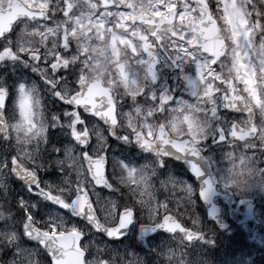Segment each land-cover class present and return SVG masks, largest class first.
I'll return each mask as SVG.
<instances>
[{
	"label": "snow or ice",
	"instance_id": "6c2138e0",
	"mask_svg": "<svg viewBox=\"0 0 264 264\" xmlns=\"http://www.w3.org/2000/svg\"><path fill=\"white\" fill-rule=\"evenodd\" d=\"M13 8L0 28V264H107L119 254L109 246L129 234L150 257L198 250L207 264L215 249L220 264H264V234L250 223L264 226V195L233 187L235 169L211 155L228 157L264 130V4L9 0ZM37 87L53 106L48 129L36 123ZM129 103L157 109L131 135L118 131ZM169 111L187 136L174 139L163 123L153 130ZM21 133L46 134V158L19 147ZM151 180L160 197L125 191ZM237 211L247 239L228 222ZM124 256L141 260L130 247Z\"/></svg>",
	"mask_w": 264,
	"mask_h": 264
},
{
	"label": "clouds",
	"instance_id": "9594fccd",
	"mask_svg": "<svg viewBox=\"0 0 264 264\" xmlns=\"http://www.w3.org/2000/svg\"><path fill=\"white\" fill-rule=\"evenodd\" d=\"M244 2L245 0H241V3ZM257 2L259 4H264V0H257ZM33 43L39 44L41 41L35 40ZM253 57L254 59L256 58L255 51H253ZM261 66L262 65L260 64L257 65V67ZM133 71L135 74V65H133ZM139 78L141 82H143L145 79L143 73H140ZM36 95L37 98L41 100V104L37 106L36 123L40 125L42 129H48L51 124L50 115L53 112V106L49 100L45 99L42 90L38 87ZM115 95L123 97L125 93L119 86H117L115 88ZM136 107H139V105ZM136 107H133L132 103L121 106V123L118 126V131L131 135L132 129L135 128L136 131L139 132L144 124V113L148 111H157V109L146 108L144 109V112H139L136 110ZM191 115L197 123L202 119L201 114L195 110L192 111ZM260 119L264 121V113L260 114ZM173 122L178 123L179 126L177 128H172L171 124ZM159 123H163L169 128V132L174 139H180L187 136V129L183 124L181 114L178 112L169 111L166 114H161L159 119H152L151 124L153 130L157 129ZM208 134H211L210 131ZM45 139L46 134L41 136H27L21 133L17 138V144L25 151L31 152L32 155H36V150L38 149L40 155L46 158L45 154L50 151V147L44 143ZM129 148H131V145H129ZM227 151L230 153L228 157H224L220 153H212L211 155L216 158L219 167L235 169L236 179L233 180L232 186L241 191L252 189L255 191L257 198L264 195V130H262L259 135L251 138L248 143L235 148H229ZM143 162V160H139V163ZM115 176L117 180H119L121 176V170L119 167L115 170ZM125 191L128 195H132L134 199L141 202H147L150 198L161 196V188L155 180H151L149 186L146 188L141 186L140 188H132L131 190L125 189ZM164 194L166 195V193ZM128 247L137 251L141 256V260L139 262L134 261L133 264H189L190 257L191 264H199V258L202 255L198 250H193L185 254L184 259L181 260L180 254L183 252V249H179L175 256L163 254H160L157 257L146 256L144 253L140 252V248L142 247L141 242L134 234H129L128 240L124 242V245L113 244L109 246V251L118 252L119 254L111 255L107 264H128V261L124 256ZM203 255L207 256V264H220V261L214 252L209 251ZM89 264H105V261L97 257L90 260Z\"/></svg>",
	"mask_w": 264,
	"mask_h": 264
},
{
	"label": "water",
	"instance_id": "95a60500",
	"mask_svg": "<svg viewBox=\"0 0 264 264\" xmlns=\"http://www.w3.org/2000/svg\"><path fill=\"white\" fill-rule=\"evenodd\" d=\"M9 11H11L12 12V9L10 10V9H8L7 10V12H9ZM13 12H17V10L15 9ZM2 17V16H1ZM4 17H6L7 19H10V14H7V15H5ZM241 225V224H240ZM242 226V225H241ZM242 228H243V230L244 231H246V233L248 234V229L245 227V226H242ZM256 231H257V229H256ZM257 233H258V231H257ZM258 236H259V233H258Z\"/></svg>",
	"mask_w": 264,
	"mask_h": 264
},
{
	"label": "flooded vegetation",
	"instance_id": "af4514ba",
	"mask_svg": "<svg viewBox=\"0 0 264 264\" xmlns=\"http://www.w3.org/2000/svg\"><path fill=\"white\" fill-rule=\"evenodd\" d=\"M241 212L242 211H238V213H239V216L238 217H241ZM230 218H231V216H229L228 222L231 223V224H233L234 229L238 232L239 231L238 227L236 226V224ZM262 228H264V227H262Z\"/></svg>",
	"mask_w": 264,
	"mask_h": 264
},
{
	"label": "rangeland",
	"instance_id": "374dc122",
	"mask_svg": "<svg viewBox=\"0 0 264 264\" xmlns=\"http://www.w3.org/2000/svg\"><path fill=\"white\" fill-rule=\"evenodd\" d=\"M0 3H3V0H0ZM138 151V150H137ZM138 159V158H137ZM45 176H46V178H47V174H45ZM14 187H15V185H14ZM225 243H228L229 244V241L227 240V239H225ZM257 258H259V257H257Z\"/></svg>",
	"mask_w": 264,
	"mask_h": 264
},
{
	"label": "trees",
	"instance_id": "16d2710c",
	"mask_svg": "<svg viewBox=\"0 0 264 264\" xmlns=\"http://www.w3.org/2000/svg\"><path fill=\"white\" fill-rule=\"evenodd\" d=\"M214 253H215V251H214ZM220 258H223V251L221 252Z\"/></svg>",
	"mask_w": 264,
	"mask_h": 264
}]
</instances>
